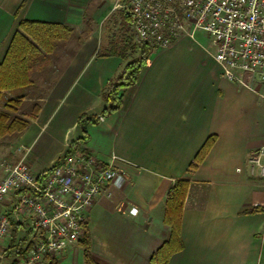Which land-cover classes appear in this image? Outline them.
<instances>
[{"label": "crops", "instance_id": "obj_1", "mask_svg": "<svg viewBox=\"0 0 264 264\" xmlns=\"http://www.w3.org/2000/svg\"><path fill=\"white\" fill-rule=\"evenodd\" d=\"M117 1L0 0V64L20 21L65 26L84 37L37 100V115L16 140L19 154L10 163L24 158L40 173L69 143L82 140L100 163L116 156L128 164L122 185L110 188V197L99 195L85 213L97 264H151L169 237L163 223L168 191L182 179L188 180L182 249L168 264H264V179L247 166L250 154L264 149L262 87L247 74L240 75L247 86L225 79L213 58L215 44L203 32L153 50L138 82L120 91L121 109L88 125L84 137L79 117L100 115L106 107L100 94L125 64L118 56H95L126 28L132 33L130 21L114 9ZM109 17L118 30L112 38L102 28ZM209 137L214 142L187 175ZM13 198L2 206L8 215ZM20 225L31 237L30 220ZM55 259L85 264L83 247L68 244Z\"/></svg>", "mask_w": 264, "mask_h": 264}, {"label": "built area", "instance_id": "obj_2", "mask_svg": "<svg viewBox=\"0 0 264 264\" xmlns=\"http://www.w3.org/2000/svg\"><path fill=\"white\" fill-rule=\"evenodd\" d=\"M114 9L129 18L136 38L152 50L203 32L215 44L213 58L223 77L247 86L240 75H249L262 87L258 95L264 99V0H125ZM67 148L70 152L61 161L40 173L24 158L1 164L0 259L11 220L22 224L24 218L31 222L34 240L17 264L59 257L68 244L83 238L85 213L95 199L110 197V188L125 181L128 164L120 158L110 156L103 164L81 143ZM247 166L250 175L264 179L263 148L250 154ZM11 197L8 215L2 206Z\"/></svg>", "mask_w": 264, "mask_h": 264}, {"label": "trees", "instance_id": "obj_3", "mask_svg": "<svg viewBox=\"0 0 264 264\" xmlns=\"http://www.w3.org/2000/svg\"><path fill=\"white\" fill-rule=\"evenodd\" d=\"M125 2V0H118ZM123 14V13H122ZM124 19L129 20L127 16ZM73 34L77 45L83 43V38L77 32L65 26H50L44 23L32 21H20L18 29L14 33L3 61L0 64V140L5 137L14 136L18 139L20 134L28 127L30 120L34 119L39 110V103L32 107L31 117L24 120L23 116H15L22 100L27 98L28 91L32 89L37 78L47 71L51 57L49 54L57 47L66 43ZM131 36L117 37L107 48H98L96 57L118 56L125 61L124 66L107 84L100 94L105 103V109L97 117L81 115L78 119L84 137L87 136L86 127L99 122L98 117L104 118L122 107L119 95L123 88L135 85L146 65L152 48L140 42L135 34ZM133 39H136L133 41ZM82 140L77 141L81 143ZM214 142V137H209L187 169V175L193 172L201 163L207 151ZM84 151L90 154L87 149ZM70 149L67 148L57 160L61 161ZM56 162V163H57ZM55 163V164H56ZM188 190V180L175 181L170 187L164 207L163 223L170 229L169 237L151 257V264H168L169 258L182 249L180 236L181 211ZM252 209L251 211H255ZM250 211V212H251ZM245 213V210H241ZM11 243L3 251V255L10 260L8 264H17L27 253L31 242L20 240L18 245L13 244L14 235L21 229V225L11 220ZM84 250L85 264H97L91 257L86 226H84L83 238L79 240ZM43 264H57L55 258L46 257Z\"/></svg>", "mask_w": 264, "mask_h": 264}, {"label": "rangeland", "instance_id": "obj_4", "mask_svg": "<svg viewBox=\"0 0 264 264\" xmlns=\"http://www.w3.org/2000/svg\"><path fill=\"white\" fill-rule=\"evenodd\" d=\"M119 2V1H117ZM116 2V3H117ZM115 3V4H116ZM123 3V2H119ZM118 10V9H115ZM119 12V11H117ZM117 15H121L117 13ZM121 17V16H120ZM113 19L114 17H109V19L105 22V25H103V30H105V34H109L112 38L113 36L118 35V30H114L113 28ZM108 29V31H107ZM83 32V31H81ZM125 36H131L133 37V34H130V31L128 28L125 29ZM136 39H133L135 41ZM77 46V43L75 41V36L71 34L68 41L64 43L62 46H59L56 48V52H58V58H51L50 60V66L48 67L47 71L41 74L36 81L35 86L28 91L27 98L22 100V103L18 110L15 113V116H23L24 120H28L31 117L32 107L34 104L38 103V99L47 91L49 85L52 83L53 79L56 77L58 71L63 67L64 63L72 53V51ZM14 135V134H13ZM11 135L10 137H5L0 140V168L2 163L10 162L11 156L13 154L18 155L19 153L16 151V140L14 136ZM32 230V229H31ZM12 233V230L10 228V234ZM5 239L4 245L2 246V250L4 251L9 244L11 243V235ZM33 239V237H30V234H25L23 232V227L19 231H17L14 235L13 244L18 245L20 243V240L25 239V242H28L29 240ZM34 240V239H33ZM10 262L9 259H7L3 254L1 255L0 264H8Z\"/></svg>", "mask_w": 264, "mask_h": 264}]
</instances>
